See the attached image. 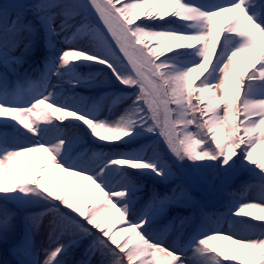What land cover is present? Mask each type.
Segmentation results:
<instances>
[{"label": "snow or ice", "instance_id": "snow-or-ice-1", "mask_svg": "<svg viewBox=\"0 0 264 264\" xmlns=\"http://www.w3.org/2000/svg\"><path fill=\"white\" fill-rule=\"evenodd\" d=\"M39 32L47 53L38 80L10 88L0 74V240L16 229L8 204L43 209L24 217L16 264H69L74 248H82L74 264H264V223L236 219L251 210L264 221V158H254L264 145V0L6 3L0 65L15 72L35 53ZM95 65L105 83L119 85L106 94L110 105L80 93L99 75L80 70ZM196 68L206 74L193 84ZM104 106L110 115L102 118ZM33 154L38 165L24 174L15 163ZM241 172L253 182L227 191ZM209 174L230 197L223 213L193 195L205 184L216 190ZM138 176L174 186L152 189L138 211ZM81 180L91 186L86 195ZM170 208L195 211L173 219L177 236L166 242L154 222ZM42 227L50 246L37 249Z\"/></svg>", "mask_w": 264, "mask_h": 264}, {"label": "trees", "instance_id": "trees-1", "mask_svg": "<svg viewBox=\"0 0 264 264\" xmlns=\"http://www.w3.org/2000/svg\"><path fill=\"white\" fill-rule=\"evenodd\" d=\"M0 1L5 3L8 0H0ZM28 18L32 19L31 16H29ZM34 47H35V53L27 56L25 58V61L31 60L32 58L36 57L37 62L34 65V68L38 67L39 75H40V72L43 71V59L47 53V49L44 47V39H43L42 32H39L37 34ZM57 47L62 48V47H64V45L57 44ZM20 51H22V49L18 50L16 54L20 55ZM22 65H15V69H16L15 72H13L9 69H5L2 65L0 66V74H6L7 75V77H8L7 79H8V83H9L10 88H14V86H17L18 81L22 86H26L25 83L28 80L36 81V75L34 73L30 74V71H28V70H20ZM101 68H102V66L95 65L92 68L85 67V68H82L80 70L85 74L89 73V72L99 74L98 78H97V82L94 85L82 87L80 89V93L86 97H89V99L93 103H99L102 105H110L111 97H106V94L107 93H113V94L116 93L119 90V85H117L114 81H112L111 83H105L104 81H105L106 77H105L104 73H106V70L101 69ZM200 70H203V68H196L193 71L194 75L197 76L199 74ZM51 83H53V84L57 83V81L55 80L54 77L51 79ZM65 88H67V85H65ZM57 90L59 91V89H57ZM102 98H104V99H102ZM123 107H124V105H117L116 108L113 110L114 113L118 115L120 112H122ZM109 115L110 114L108 112V107L107 106L102 107L101 117L103 118L104 116H109ZM113 118H115V117L113 116ZM152 139H155V137H152ZM86 143H90V138L88 141H86ZM148 143H150L149 137H141L140 138V144H148ZM137 146H139V145H137ZM160 148L164 149L162 146V143L160 144ZM260 148L262 149L263 154H264V145H262ZM96 150H99V149H96ZM124 150L129 151L130 149L128 147H125ZM257 150H258V148L256 149V152H257ZM256 152L254 153V156H255ZM257 171H259V170L257 169ZM207 179H208V181H210L214 185V187H216V182H217L218 178L214 179L212 177V175L209 174ZM137 182L143 186V192L138 193V197H139V199L137 201L138 211L143 210L144 207L147 205L148 198H149V195H150V192L152 189H155L158 192H164V191H168L171 187L174 186L172 183H169L166 185L160 184L156 180H154L151 176L150 177L138 176ZM180 182H181L180 180L176 181V183H180ZM250 182H253V179H252V177H250V175L248 173L245 172V174L242 177L240 176L239 178H237L235 180L234 183H232L230 186H228L227 191L239 192L244 185H246ZM204 186H205L206 192L212 198L215 195L214 191H208V186L206 184ZM193 195L196 197V199L198 201H200L202 204H204L206 206V209L209 212H214L217 214L223 213L224 211H226V205L230 199V197H228V195H227V192H225L224 202L222 204H219V205H212L211 203L208 202L205 195H202L195 190H193ZM116 199H118V198L113 197V200H116ZM248 199H250V197H248ZM7 208L10 212H13L16 214V218L14 220V223L16 225V229L14 232L9 234L6 241L0 240V244L2 243L3 248L6 249V256H5V253L0 250V264H7L8 256L14 257V255L12 254V248L14 247V245L16 243L19 242V240L23 236L24 217L29 212H40L43 210L40 207H34L32 209L25 211L23 209L18 208L14 204H8ZM194 211L195 210L192 208H170L165 214H162L161 216L156 217L155 222H154V228L157 232L164 234V238H165L166 242H171V241L175 240L176 236H177V228L173 225V219L177 216H189V215L193 214ZM246 211H248L250 214L247 216L238 217L236 219L247 220L248 223L255 224V225H259L261 223H264V221L253 220L251 218V216L255 215V213H252L251 210H246ZM175 223L178 225L179 221L177 220ZM121 226L122 225H119V224L114 225L115 229L113 231H115L117 228H119ZM226 227H227V225H225V228ZM185 231H187V228L185 229ZM124 238H125V234H122L121 241H123ZM63 242L67 243V240H65ZM219 243H221V242L220 241H213L212 246H217ZM82 247H83V245H82ZM79 251H80V253H82V248H80ZM188 255L191 256L192 253L189 252ZM81 258H82V254H81V257L76 260V262H78ZM225 264H229V262H225Z\"/></svg>", "mask_w": 264, "mask_h": 264}, {"label": "rangeland", "instance_id": "rangeland-1", "mask_svg": "<svg viewBox=\"0 0 264 264\" xmlns=\"http://www.w3.org/2000/svg\"><path fill=\"white\" fill-rule=\"evenodd\" d=\"M11 2H19V3H34L36 2V0H9ZM217 20L220 22V23H223V20H224V17L223 16H220V17H217ZM139 22V21H138ZM164 58V57H162ZM236 63L239 65L241 71H247L249 69V64L246 62V58L244 56H240V57H237L236 58ZM24 66L23 67H26L27 66V63H23ZM202 74H206L205 73V70H200L199 74L197 76L194 75L193 71L190 73V80L193 82V84H196V83H199L197 77H200L201 79L203 78ZM0 119H6V118H0ZM0 130H3V129H0ZM163 148H164V145L162 144ZM243 147V146H242ZM166 151V149H165ZM237 151H239L237 149ZM39 155L40 154H33V155H30L28 157H25L23 158V161L22 162H16L15 163V166L21 171L23 172L24 174H27V171L28 170H35V168L37 167L38 165V160H39ZM254 158H256L257 160L261 159V158H264V154H263V151L260 147H258V150L254 156ZM249 167H254V165H249ZM259 170V169H258ZM245 174V172H241L239 174H237L233 180L230 182L229 186L235 182V180L237 178H239L240 176L242 177L243 175ZM53 175H56V174H53ZM150 177V176H148ZM81 183V187L84 189V193L85 195L87 194V192L90 190L91 186L89 185V183L87 181H84V180H81L80 181ZM215 191L214 193L219 195L220 197V194H221V190H222V187H221V181H219L218 183H216V187H215ZM196 191V189H194ZM221 199V200H220ZM220 201L218 204L220 203H223V197L221 196L220 197ZM48 222V219L45 218L42 223L44 225H46V223ZM115 229V227H113V230ZM126 233H125V237H126ZM34 243H35V246L37 249H43L45 247H49L50 246V242L48 240V236H47V229L46 227H42L39 232L37 233V235L34 237ZM54 246V245H52ZM80 248H74L71 253L69 254L68 256V261L72 260V259H76L77 257L81 256L82 253H80L79 251ZM189 254V253H188ZM40 256H41V259H43V256H44V253L43 251L40 252ZM71 263V262H69Z\"/></svg>", "mask_w": 264, "mask_h": 264}, {"label": "water", "instance_id": "water-1", "mask_svg": "<svg viewBox=\"0 0 264 264\" xmlns=\"http://www.w3.org/2000/svg\"><path fill=\"white\" fill-rule=\"evenodd\" d=\"M202 187H203V185H202Z\"/></svg>", "mask_w": 264, "mask_h": 264}]
</instances>
